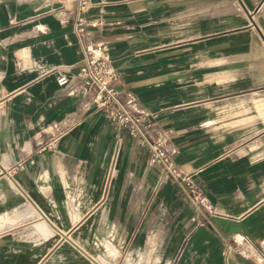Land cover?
<instances>
[{
	"label": "crops",
	"instance_id": "1",
	"mask_svg": "<svg viewBox=\"0 0 264 264\" xmlns=\"http://www.w3.org/2000/svg\"><path fill=\"white\" fill-rule=\"evenodd\" d=\"M87 1L213 213L79 95L78 0H0V264H264V0Z\"/></svg>",
	"mask_w": 264,
	"mask_h": 264
},
{
	"label": "built area",
	"instance_id": "2",
	"mask_svg": "<svg viewBox=\"0 0 264 264\" xmlns=\"http://www.w3.org/2000/svg\"><path fill=\"white\" fill-rule=\"evenodd\" d=\"M88 4L87 0H78L79 12L74 29L82 42L84 53V59L78 65L76 73L80 81L79 95L87 98L93 106L94 113L102 116L106 123L113 127L117 143L121 141L122 133L127 134L137 147L147 149L151 164L159 167L160 175L168 176L173 180L179 196L195 207L199 205L213 213L199 189L186 181L173 164L166 149V141L148 140L152 124L146 109L139 104L131 92L117 88L119 75L106 42L86 36L87 22L81 15L89 8ZM68 80L65 74H60L56 83L59 87H64L68 84ZM230 252L231 249H227V253Z\"/></svg>",
	"mask_w": 264,
	"mask_h": 264
}]
</instances>
